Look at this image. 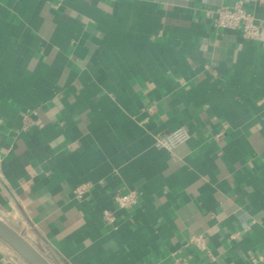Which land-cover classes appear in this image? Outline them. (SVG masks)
Here are the masks:
<instances>
[{
	"label": "crops",
	"instance_id": "1",
	"mask_svg": "<svg viewBox=\"0 0 264 264\" xmlns=\"http://www.w3.org/2000/svg\"><path fill=\"white\" fill-rule=\"evenodd\" d=\"M238 2L264 19L253 0H0V219L51 264H253L264 49L213 24ZM0 264L25 263L0 241Z\"/></svg>",
	"mask_w": 264,
	"mask_h": 264
},
{
	"label": "built area",
	"instance_id": "2",
	"mask_svg": "<svg viewBox=\"0 0 264 264\" xmlns=\"http://www.w3.org/2000/svg\"><path fill=\"white\" fill-rule=\"evenodd\" d=\"M253 2L257 5H264V0H253ZM213 24L218 29L240 31L245 40L258 43L264 49V19H258L254 11L246 7L243 2H238L233 7L223 6L219 8L216 11ZM154 110L155 106H151L148 111L151 113ZM189 139L190 134L185 129L179 128L157 137L155 146L159 149L173 151L187 143ZM86 192V188L80 186L73 193L76 198L82 199L86 196ZM113 200L119 209L130 210L137 204L138 195L136 192H118L114 195ZM105 219L110 224L115 222V217L109 212L105 213ZM187 244L205 250L207 249V234L192 236ZM252 263L264 264V253L252 257ZM172 264L190 263L187 259L175 258Z\"/></svg>",
	"mask_w": 264,
	"mask_h": 264
},
{
	"label": "water",
	"instance_id": "3",
	"mask_svg": "<svg viewBox=\"0 0 264 264\" xmlns=\"http://www.w3.org/2000/svg\"><path fill=\"white\" fill-rule=\"evenodd\" d=\"M0 240L11 247L27 264H51L22 235L1 219Z\"/></svg>",
	"mask_w": 264,
	"mask_h": 264
},
{
	"label": "rangeland",
	"instance_id": "4",
	"mask_svg": "<svg viewBox=\"0 0 264 264\" xmlns=\"http://www.w3.org/2000/svg\"><path fill=\"white\" fill-rule=\"evenodd\" d=\"M18 232H19V234L20 235H22V236H25V233L24 232H22V231H20V230H18ZM1 241V243L2 244H4V246L5 247H7L12 253H14L15 255H17L20 259H22L11 247H9L7 244H5L2 240H0ZM23 260V259H22ZM23 262L25 263V264H27L24 260H23Z\"/></svg>",
	"mask_w": 264,
	"mask_h": 264
}]
</instances>
